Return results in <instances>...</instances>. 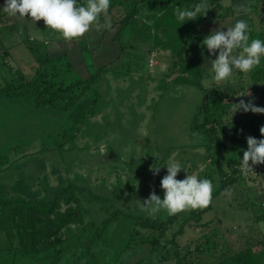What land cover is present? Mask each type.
Segmentation results:
<instances>
[{"label":"rangeland","instance_id":"obj_1","mask_svg":"<svg viewBox=\"0 0 264 264\" xmlns=\"http://www.w3.org/2000/svg\"><path fill=\"white\" fill-rule=\"evenodd\" d=\"M232 1L222 3L229 7ZM85 3L86 0L80 2ZM4 4L5 0H1L0 85L4 84L5 77L11 81L17 70L27 80L35 77L39 64L28 48L31 42L40 45L45 57L54 59L44 70L50 74L56 72L58 80L66 79L68 83L86 79L116 60L95 86L99 94L98 113L76 133L72 132L74 122L70 110L37 106L32 96L0 98V154L8 155L11 162L10 170L0 172V183L6 191L11 192L19 178L33 182V190L39 191L40 196H45V186L55 189L60 184L73 183L78 187L76 194L82 198L85 222L101 225L117 210L137 218L167 219L171 215L165 210L150 215L141 206L153 191L163 199L160 182L167 175L166 165L174 162L182 168L177 179H185L187 175L207 178L212 181L214 195L210 210L203 214L202 224L187 225L178 238L182 252L194 250L202 237L214 230L219 231L218 239L232 252L250 246L262 248L264 221L256 220L259 213L255 205L264 206V178L241 177L223 193L215 195L223 188L222 179L211 170L215 167H209L210 160H206L205 135L193 128L194 116L204 102V92L195 86L173 82L178 72L169 75L170 51L161 49L152 39L145 41L136 36L143 23L153 26L156 11L142 8L137 18L139 26L133 24L118 30L116 25L111 30L100 31L93 27L82 38L66 41L42 20L35 23L30 18L9 16L3 10ZM108 16L111 20L124 16L123 9L108 12ZM100 21L103 23V15ZM120 31L122 35L114 40ZM150 33L155 34V30ZM209 74L203 81L206 88L214 83L213 75ZM243 81L244 88L231 96V100L235 104L240 100L252 101L264 107V84H254L250 79ZM248 92L251 95H246ZM241 113L236 119L244 114L261 117L256 124L260 133L264 114L243 110ZM234 114L226 120L234 118ZM247 147L245 137L243 143L231 145L228 154L238 156L242 162ZM17 163L26 165L17 170ZM155 168H159V173L153 177ZM21 173L24 175L20 176ZM182 219L183 216L179 222ZM179 222L172 231L178 228ZM82 227L72 226V233L78 238L68 242L66 245L72 248L60 256L50 255H54L53 251L44 259L18 256L16 261L15 253L5 252L0 255V264H176L172 245L163 248L148 243L129 244L132 237L136 238L135 234L146 232L137 228L133 219L120 217L109 226L105 238L92 248L97 259L86 254L83 245L75 247L79 239L86 240L80 235ZM171 237L170 234L167 239Z\"/></svg>","mask_w":264,"mask_h":264},{"label":"trees","instance_id":"obj_2","mask_svg":"<svg viewBox=\"0 0 264 264\" xmlns=\"http://www.w3.org/2000/svg\"><path fill=\"white\" fill-rule=\"evenodd\" d=\"M81 1L83 0H77V3L80 4ZM222 1L208 0L210 9L206 15L183 24L176 20V9L191 8L200 0H110L108 10L111 12L119 7L123 9L124 16L113 17L111 20L112 27L119 25L118 30H124L133 24L139 26L137 18L142 8L156 11L153 26L143 23L141 28L138 27L136 36H141L145 41L152 39L161 49L170 51L172 65L169 67V75L171 77L174 71L178 72L173 82L195 86L204 92V102L194 116L193 128L205 135L208 151L206 160H210L209 167L210 165L215 167L214 169L211 167V170L222 179L223 188L215 195L223 193L237 179L246 178L238 169L242 163L241 159L228 154L231 145L235 147L243 143L247 136L264 139L256 127L261 119L259 115L244 114L240 119L231 117L226 120L232 113V104L235 102L231 100V96L235 94L217 85L210 88L203 85L208 72L200 60L204 48L202 26L209 15L218 16L225 9ZM13 28L14 26L10 28L11 31ZM153 29L155 34L152 35L150 31ZM122 33L123 31L117 33L114 40ZM256 37L264 38V33ZM1 45L0 41V47ZM28 48L39 64L35 77L27 80L21 71H14L9 67L15 76L11 81L5 77L4 84L0 85V98L32 96L37 106L49 105L54 109L70 110L74 122L72 132H79L80 127L98 113L99 94L95 86L101 81L102 73L116 60L106 63L96 74L86 79L79 78L68 83L66 79L58 80L56 72L50 74L44 70V67L54 59L45 57L40 45L31 42ZM252 81L256 84L264 82V67L252 74ZM33 160L36 161L35 158ZM10 163L8 155L0 154V172L10 170ZM25 165L26 163H17L15 169L21 170ZM5 173L9 174L8 171ZM23 173L20 176L24 175ZM30 177L32 179L34 176ZM31 183L33 182H25L24 178H19L11 187V192L6 191L0 183V255L5 252L15 253L16 261L18 256L44 259L53 251L54 255H50L60 256L62 252L72 248L66 244L78 238L77 234L72 233V226L76 228L81 225L83 227L80 235L86 240L79 239L75 247L83 245L84 252L97 259L92 250L93 246L105 238L113 222L125 217L135 220L137 228L146 230L139 235L135 234L136 238L132 237L129 244L148 243L163 248L172 245L175 248L176 264H264V240L261 242V249L250 246L239 252H232L225 242L218 239L220 237L218 230L204 235L194 250L181 251L178 238L184 233L187 225L193 222L197 225L202 224L203 214L210 210L211 203L206 208L189 210L186 215L182 214L184 212L182 211L167 219L137 218L130 213L117 210L99 225L95 221L85 222L82 198L76 194L78 187L75 184L69 183L67 186L60 184L55 189L45 186L46 194L40 196L39 191L33 190ZM79 190L84 191V188ZM255 207L259 213L256 220L264 221V206L261 204ZM181 216L183 219L179 222ZM177 222L178 228L172 231ZM170 234L172 237L169 240L167 238Z\"/></svg>","mask_w":264,"mask_h":264},{"label":"clouds","instance_id":"obj_3","mask_svg":"<svg viewBox=\"0 0 264 264\" xmlns=\"http://www.w3.org/2000/svg\"><path fill=\"white\" fill-rule=\"evenodd\" d=\"M109 7L110 0H86L85 4L79 5L77 0H5L3 10L9 16L30 18L35 23L42 20L47 28L59 32L66 41H71L82 38L93 27L96 31L111 30ZM209 9L208 0H200L191 8H177L176 20L183 24L206 15ZM233 10L237 15L248 12L247 6L243 4L235 5ZM101 15L104 16L103 23L100 21ZM222 28L213 30L202 42L209 54L216 55L218 51L216 58L211 60L212 79L216 83L228 80L234 69L241 73L250 72L260 64L261 57H264V40L250 41V29L245 20H237L234 26L227 27V31ZM237 49L241 51L237 53ZM238 110L264 114V107L256 106L252 101L245 103L240 100L238 104H232L231 111L236 113ZM259 131L264 137V126ZM246 140L248 147L243 152L241 163V170L245 175L248 171H253L250 161L251 164H264V139L248 136ZM166 167L167 175L160 182L164 191L163 199L155 191L151 192L143 201L142 210L150 215L161 210H165L168 215H176L182 211L209 206L213 193L211 180L199 179L196 175H187L185 179L179 180L177 175L182 169L180 165L173 162ZM158 173L159 168H155L154 174Z\"/></svg>","mask_w":264,"mask_h":264},{"label":"crops","instance_id":"obj_4","mask_svg":"<svg viewBox=\"0 0 264 264\" xmlns=\"http://www.w3.org/2000/svg\"><path fill=\"white\" fill-rule=\"evenodd\" d=\"M240 4L247 6L248 8L247 13H240L239 15H237V13L233 10L235 5H240ZM237 20H245L247 22L250 29L249 31L250 41L251 39H257L256 37L257 35L264 33V0H233L229 7L225 5V9L220 14H218L217 17L215 18L210 17L203 24L202 27L203 40L215 29H220L221 27H223L222 30L227 31V27L234 26ZM261 40H264V38H261ZM203 46L204 48L200 60L203 67L207 70V72L210 73L209 75L212 76L213 74L211 72V60H214L216 58V55H218V51L216 55H211L209 54L207 47L205 45ZM240 51H241L240 49L236 50L237 53H239ZM263 67H264V57H261L260 64L255 66L250 72L241 73L238 70L234 69L233 75L228 80L220 83L214 82L212 86L217 85L223 87L226 91H229L237 95L241 92V89L244 88L243 79L244 80L250 79L252 81V74ZM258 84H264V83L261 82ZM259 90L262 91L263 88L261 89L259 88ZM241 111L242 110H238L234 114V117L238 118L239 115L242 114Z\"/></svg>","mask_w":264,"mask_h":264},{"label":"built area","instance_id":"obj_5","mask_svg":"<svg viewBox=\"0 0 264 264\" xmlns=\"http://www.w3.org/2000/svg\"><path fill=\"white\" fill-rule=\"evenodd\" d=\"M250 166L252 167L253 171H248L247 174L245 175L242 170H241V164L238 166V169L240 171V173L247 177V178H251V179H259V178H264V164H251V161L249 162ZM158 174H154V172L152 173L153 177H156Z\"/></svg>","mask_w":264,"mask_h":264}]
</instances>
